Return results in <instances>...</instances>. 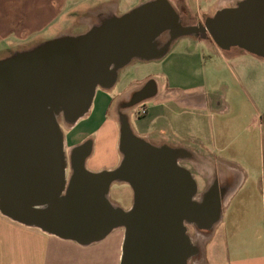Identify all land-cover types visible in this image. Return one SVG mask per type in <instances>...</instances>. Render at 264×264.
Here are the masks:
<instances>
[{
    "label": "water",
    "instance_id": "obj_1",
    "mask_svg": "<svg viewBox=\"0 0 264 264\" xmlns=\"http://www.w3.org/2000/svg\"><path fill=\"white\" fill-rule=\"evenodd\" d=\"M170 41L209 37L222 51L239 48L264 59V0H236L203 24L183 25L169 0H148L102 19L86 31L62 34L0 59V213L26 226L88 245L122 227L119 264H189L198 248L187 234L205 212L198 184L178 164L183 148L154 145L124 126L120 162L92 172L88 145L65 151L59 124L89 111L96 89L111 88L131 60L162 57ZM113 182L133 193L124 210L108 199ZM217 215L205 229L212 228ZM201 228V227H200Z\"/></svg>",
    "mask_w": 264,
    "mask_h": 264
},
{
    "label": "rangeland",
    "instance_id": "obj_2",
    "mask_svg": "<svg viewBox=\"0 0 264 264\" xmlns=\"http://www.w3.org/2000/svg\"><path fill=\"white\" fill-rule=\"evenodd\" d=\"M99 1L21 0L22 6L20 7L19 4L15 3V7L14 0H5L4 4L6 6L0 8V37L13 30L15 17L21 16L22 13L29 10L30 6L32 14L36 18L38 16L45 17L43 19L47 21V25L31 34L26 40H17L14 32H10L6 37L0 39V59L15 50L23 49V46H29L27 44L40 43L55 37L60 33V30L69 28V25L75 20L80 10H84L86 6ZM114 1L118 4L119 14H121L148 0ZM53 3H57L56 8L52 7ZM190 4L196 7L198 15L204 12H206V15L207 13L211 15L217 0H190ZM89 22L90 20L87 17L80 19V23ZM89 24L91 25L92 22ZM26 28L27 26H22V36L25 35ZM87 29L75 24L68 31L70 30L69 33L76 35ZM216 49H218L217 46L209 37L203 39L194 38L193 36H182L169 44L166 53L162 57L149 61L133 59L126 66L119 69L111 94L115 96L129 92L132 85L141 83L146 79H152L157 85L167 88L168 96L172 97L179 94L183 89L187 91L201 89L205 93L212 94L219 104L217 108L221 109L223 113L206 111L209 130H213L209 118H213L215 122L214 131L217 133L218 131L222 132L227 142L235 139L233 142L235 146L243 144L240 149L229 148L228 151L222 153V156L227 160L242 164L245 159L254 160L255 153L257 157V132L260 123L259 110L264 106V60L251 56L239 48H231L224 52L225 54H222L223 59H221L216 53ZM231 51L235 52V55H227ZM240 63H244L245 77L238 71L237 66ZM150 102L147 101L152 111L153 108L151 106L156 104ZM114 103L111 105L112 113L114 112ZM137 111L136 106L130 118L134 128L140 121ZM154 118V115H149V125L146 123V129L144 130L152 135H156V131H159L158 128H155ZM174 119L172 112L167 113L162 118L161 123L163 125H159L164 128L160 133L166 132L168 136L173 137ZM217 120L220 122L216 123ZM59 122L62 125L60 126L63 133H66L68 125L61 117ZM185 122L191 125L190 129L194 133L193 138H195V135H200L203 124L198 123V118L187 116ZM99 128L97 133V144L99 146L94 152V156L91 154L85 162L86 169L92 172L107 169L108 166L114 165L115 167L121 160L118 153L119 149H116L114 125H112L107 116L103 117ZM185 134L181 138L182 141L186 140ZM242 134L250 145L245 151L243 148L245 139H242ZM66 144L68 145L69 142L67 141ZM243 167L245 168L244 165ZM245 191L246 185L240 189L238 196ZM108 196L109 200L121 209L126 210L132 204V189L125 182H113L110 185ZM235 218L238 226H240L244 217L239 215ZM188 233L192 243L199 250V254L194 259L193 264H205L203 259L205 254L202 250L206 232L195 231L194 233L189 230ZM123 236L124 229L120 227L114 229L105 239L86 247L79 246L74 242H65L62 246L55 247L53 254L55 257L63 259L61 264H119Z\"/></svg>",
    "mask_w": 264,
    "mask_h": 264
},
{
    "label": "crops",
    "instance_id": "obj_3",
    "mask_svg": "<svg viewBox=\"0 0 264 264\" xmlns=\"http://www.w3.org/2000/svg\"><path fill=\"white\" fill-rule=\"evenodd\" d=\"M4 1L2 2L1 0L0 8L6 6ZM235 1L217 0L214 11L218 8L232 5ZM15 3L19 4L20 7L22 6L21 0H14V6L16 7ZM56 6L57 3L52 4L53 8H56ZM116 7L119 6L114 0H100L98 3H91L84 10H80L75 20L69 25V28L75 24L87 28L90 22L80 23L82 17L90 18L92 14L102 9H114ZM43 18L45 17L38 16L36 18L32 14L30 6L29 10H26L21 16L15 17L13 21L14 28L10 32H14L17 40H26L31 34L47 25V21ZM23 25L27 26V31L22 36ZM69 28L60 30L58 35H62L64 32L65 34H71L69 33L70 30L68 31ZM10 32L4 34L0 39L6 37ZM38 43L33 42L27 44L29 46L23 47L24 49L30 48ZM227 51H220L219 48L216 49V53L221 59H223L224 52ZM227 55H235V52L231 51ZM249 55L254 56L252 54ZM254 57L259 58L257 56ZM237 68L239 73L244 76V63L238 64ZM148 81L152 82V91L136 105L137 110L139 106L144 105L147 112L142 116H138L140 117V121L135 128L129 120L133 133L143 137L154 145L167 143L175 146V148H184L188 154L189 169L193 178L199 184L198 187L200 186L201 191L212 190L215 196L218 195L220 197L222 202L218 220L204 236L202 251L205 254V257H203L205 264H264V106L259 110L260 123L257 132V157L255 153L254 160L245 159L244 163L241 164L236 161L227 160L222 156V153L228 151L229 148L240 149L243 144L235 146L233 143L235 139L232 141L228 140L227 142L222 132L218 131L217 133L214 131L215 122L213 118H209L210 125L213 127V130H209L206 111L210 113H216L217 111L223 113L221 109L217 108L219 104L212 94L205 93L201 89H196L195 91L183 89L179 94L172 97L168 96L167 88L157 85L152 79H146L141 83L132 85L129 92L114 96L111 94L113 85L109 88L107 94L100 97L93 113H89L85 117L83 116L84 118L77 123L76 126L79 128L72 132L66 142H64V147H69L68 150L65 148V151H70L74 146L79 145L89 131H92L95 136L94 146L87 158L91 154L94 156V152L99 146L97 144V133L102 124L103 117L107 116L109 118L112 125H114L116 133L114 119L117 111L119 110L127 114L130 119L136 107L134 106L128 110L120 104L127 101L133 92L142 88ZM147 101L156 104L155 106H151L153 108L152 111ZM113 102H115V105L113 106L114 112L112 113L111 105ZM169 112H172L175 118L173 122V137L168 136L166 132L160 133L164 128L159 125H163L161 123L162 118ZM149 115L155 116L153 122L155 123V128L159 130L156 131V135L144 131L146 123L149 125ZM187 116L198 118V123L203 124L200 135H195L196 139L193 138L194 133L190 129L191 125L185 122ZM218 122L220 121L217 120L216 123ZM158 126L161 128L159 129ZM184 134L186 140L182 141L181 138ZM242 139H245L243 134ZM67 141L69 142L68 145L66 144ZM244 141L243 148L245 151L250 145L247 139ZM116 149L118 150L117 145ZM118 153L121 155L119 150ZM112 168H114V165L107 167V169ZM244 185H246V191L238 196L240 189ZM111 203L114 205V202ZM239 215L244 217L240 226H238L235 218ZM65 242L78 244L75 241L47 233L39 227L23 225L0 213V264H61V260L63 259L55 257L53 253L55 247L58 248ZM97 242L88 245H78L86 247ZM204 254L202 252L203 256Z\"/></svg>",
    "mask_w": 264,
    "mask_h": 264
},
{
    "label": "flooded vegetation",
    "instance_id": "obj_4",
    "mask_svg": "<svg viewBox=\"0 0 264 264\" xmlns=\"http://www.w3.org/2000/svg\"><path fill=\"white\" fill-rule=\"evenodd\" d=\"M169 1L173 5L175 10L177 11V13L179 15L180 22L183 25H196L197 26L199 24H203L205 19L209 16L208 13L206 15V12L198 15L197 12H196L197 10L195 9L196 7H194V6H192L190 4V0H169ZM118 14H119L118 7L114 8V9H112V8L102 9L101 11L92 14V16L89 18L90 22H92V24L91 25L88 24L87 28H89L90 26H92L94 24L99 23L103 18H105L107 16L118 15ZM192 36L196 37V38H202L199 35H197V36L196 35H192ZM170 43H171L170 37L166 33L162 34L157 39V45H158L159 48H163L165 46L168 47ZM151 86H152V82L148 81L147 83H145V85L142 88H140V89L136 90L135 92H133L132 95L130 96V98L127 101H124L120 105L123 108H125V109H128V110L132 109L139 102H141L145 98V96H147L152 91L151 90ZM108 90H109V88L105 89V88H100V87H98L96 89V93H95V97H94L95 100L93 99V101H94V102H92L93 106H91L92 109H90L91 111L89 110L85 116H87L89 113H93V111L95 110V108L98 105L100 97H103L104 94H107ZM141 106H144V105H141ZM146 112H147V110H146ZM137 113H138V111H137ZM138 116H142V115H140L138 113ZM84 117L80 118L74 124L66 123L68 125V128H67V132L63 133L64 142H66V140L72 134V132H74L77 128H79L76 125ZM114 120H115V125H116V145H117V148H118L119 137H120L122 128L124 126H127V125L129 126L131 131H132V128H131V125H130L129 116L127 114H125V113L120 112L119 110L117 111V114H116V117H115ZM59 124L61 125L60 122H59ZM94 140H95L94 133L92 131H89L87 136L82 139V141H81V143L79 145H81V144L88 145L92 149L93 146H94ZM159 145H168L170 147H175V146L169 145L167 143L158 144V146ZM65 148H66V150L69 149L68 146H66ZM121 157H122V155H120V159H121ZM187 159H188V154H186L184 157L179 159L178 160V164L183 166V167H185V168H187L190 171V169L188 168L189 166H188ZM219 199H220V197L218 195L215 196V194L213 193L212 190L209 189V190H206V191L205 190L201 191L200 186L198 187L197 194L194 196V200L195 201H199V203L203 205V209H204L205 214L202 217H200L194 223H186L187 234H189L188 233L189 230L193 231L194 233H195V231H199V232H204L205 233V232H208L211 229V228L205 229L203 227H207L210 224L211 220L215 217V215H217V208L219 206L218 205ZM219 216H220V214H219ZM198 254H199V250H198V253L195 256H193V258H191V260H189L190 264H193V261H194V259H196V256Z\"/></svg>",
    "mask_w": 264,
    "mask_h": 264
},
{
    "label": "built area",
    "instance_id": "obj_5",
    "mask_svg": "<svg viewBox=\"0 0 264 264\" xmlns=\"http://www.w3.org/2000/svg\"><path fill=\"white\" fill-rule=\"evenodd\" d=\"M138 113L140 115H143L146 113V108L144 106H140L139 109H138Z\"/></svg>",
    "mask_w": 264,
    "mask_h": 264
},
{
    "label": "trees",
    "instance_id": "obj_6",
    "mask_svg": "<svg viewBox=\"0 0 264 264\" xmlns=\"http://www.w3.org/2000/svg\"><path fill=\"white\" fill-rule=\"evenodd\" d=\"M23 49H24V47H23Z\"/></svg>",
    "mask_w": 264,
    "mask_h": 264
}]
</instances>
